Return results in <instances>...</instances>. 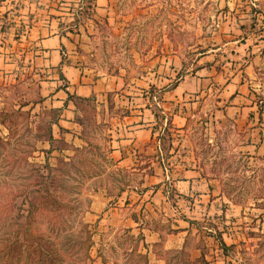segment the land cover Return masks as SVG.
I'll list each match as a JSON object with an SVG mask.
<instances>
[{
    "label": "rangeland",
    "instance_id": "rangeland-1",
    "mask_svg": "<svg viewBox=\"0 0 264 264\" xmlns=\"http://www.w3.org/2000/svg\"><path fill=\"white\" fill-rule=\"evenodd\" d=\"M248 4L255 6L247 0H0V264H144L143 252L147 264H205L202 256L207 264H264V153L250 142L256 130L233 116L212 120L209 91L181 132L182 148L215 179L222 211L178 233L161 217L131 225L127 217L134 213L122 203L118 219H101L103 211L90 208L96 192L110 197L106 210L121 187L143 180L109 155L111 122L126 107L110 90L102 98L74 96L75 140L58 127L65 106L45 93L51 70L37 44L49 27L33 28L54 21L93 78L134 83L169 70L174 59L180 67L173 85L201 66L222 69L225 59L216 63L212 53L222 52L217 47L224 38L240 37L239 28L254 27ZM161 91L150 100L168 124L158 104ZM254 100L264 121V92ZM169 132L160 134L164 152ZM164 188L173 197L170 185ZM142 225L159 233L156 240L145 239L136 228Z\"/></svg>",
    "mask_w": 264,
    "mask_h": 264
},
{
    "label": "crops",
    "instance_id": "crops-1",
    "mask_svg": "<svg viewBox=\"0 0 264 264\" xmlns=\"http://www.w3.org/2000/svg\"><path fill=\"white\" fill-rule=\"evenodd\" d=\"M247 1L255 5H247L254 27L239 28L240 37L224 38L221 46L217 47L222 52L212 53L219 57L216 63L225 59L222 69L217 71L212 65L201 66L200 71L184 73L176 78L173 85L174 74L178 72L176 68L180 67V62L174 59V66L169 70L152 71L134 83H125L116 76L90 77L75 61L76 54L70 49L69 40L59 32V26L54 21L36 22L37 26L33 28L38 32L49 27L45 34H38L37 44L51 70L47 76L49 80H45L49 85L45 93L53 92L51 95L58 96L60 99L56 100L65 106V115L61 114L56 123L58 127L68 128L65 132L71 138L76 137L71 128L75 116V103L71 97L74 96L102 98L110 90L115 92L116 104L126 107L111 122L109 155L118 165L140 173L143 180L138 185L124 187L113 201L115 203L108 205L106 210L104 207L110 197L102 190L96 192L90 208L93 213L103 211L101 219H118L122 215L119 207L122 203L124 208L130 207L134 213L127 217L131 225L161 217L171 220V225L179 228L178 233L187 230L182 228L194 220L214 218L222 211L219 207L220 188L215 179L205 175L188 149L182 148L185 144L181 132L190 117L204 108L209 91L213 90L215 95L209 117L216 121L226 116L240 118L245 126L256 130L251 131V145L264 153V121H258L254 100L259 91L264 92V0ZM148 87L154 91L150 92ZM157 89H162L158 104L160 111L169 118V125L161 123L153 110L150 98L154 97L152 94ZM68 93L72 94L70 98ZM166 128L170 131L169 148L164 152L160 134ZM167 185H170L173 197L167 195L168 189L164 188ZM136 228L144 231L145 239L154 241L159 236L145 225Z\"/></svg>",
    "mask_w": 264,
    "mask_h": 264
},
{
    "label": "trees",
    "instance_id": "trees-1",
    "mask_svg": "<svg viewBox=\"0 0 264 264\" xmlns=\"http://www.w3.org/2000/svg\"><path fill=\"white\" fill-rule=\"evenodd\" d=\"M70 96H72V94H70V93H68V96L67 97H70ZM77 97H79L80 99H88L89 98V96L88 97H82V96H77ZM155 115H156V113H155ZM55 123H56V120L54 121ZM168 123H169V119H168ZM61 129H64L63 127H61V126H59ZM66 129V128H65ZM67 130V129H66ZM50 139H52V134H49V140ZM51 147H49V149H50ZM49 149L48 150H46V151H49ZM122 189H124V187H121L120 188V191L122 190ZM219 243H220V245H221V247L224 249V248H226V247H228V245L229 244H226L223 240H222V238H219ZM144 245H146V244H144ZM143 257H144V260H145V262H144V264H147V252H143ZM202 260L204 261V263L205 264H207V260L204 258V256H202Z\"/></svg>",
    "mask_w": 264,
    "mask_h": 264
}]
</instances>
